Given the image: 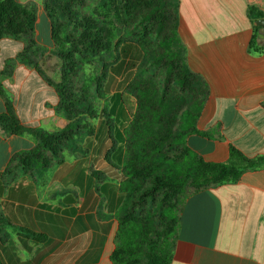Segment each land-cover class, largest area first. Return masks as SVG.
Listing matches in <instances>:
<instances>
[{
    "label": "crops",
    "instance_id": "crops-1",
    "mask_svg": "<svg viewBox=\"0 0 264 264\" xmlns=\"http://www.w3.org/2000/svg\"><path fill=\"white\" fill-rule=\"evenodd\" d=\"M38 6L36 41L51 49L52 22L45 0H16ZM178 33L190 69L209 84L210 95L188 144L210 162H225L234 146L249 157L264 156V54L249 50L255 21L264 19V0H179ZM254 7L262 17L255 13ZM264 45V40L259 39ZM26 43L0 41V74L14 95L25 128L54 132L69 121L57 111L59 96L32 66L20 62ZM116 65L107 83L117 99L113 139L105 118L84 142L87 157L59 164L46 154L45 167L27 169L35 147L25 134L5 132L0 123V260L2 264H115L118 213L126 202L122 135L127 111L117 98L135 76L133 55ZM133 62V63H131ZM12 67L9 69L8 66ZM7 112L0 98V115ZM26 229L43 241L21 234ZM172 264H264V169L239 182L191 194L181 215Z\"/></svg>",
    "mask_w": 264,
    "mask_h": 264
},
{
    "label": "trees",
    "instance_id": "trees-1",
    "mask_svg": "<svg viewBox=\"0 0 264 264\" xmlns=\"http://www.w3.org/2000/svg\"><path fill=\"white\" fill-rule=\"evenodd\" d=\"M122 1L123 7L119 0H102L96 18L85 16L75 23L77 29H81L78 38L69 32L72 19L61 30L58 27L57 8L71 13V1H44L52 21V53L84 72L82 91L75 93L63 83L67 81L65 71L62 72L63 81L56 83L34 58L43 54L35 38L38 6L20 4L16 0H0V41L13 38L26 43L19 57L20 62L34 67L48 85L56 90L59 96L57 111L69 121L66 128L54 132L23 127L15 113L14 95L4 87L0 74V98L5 100L7 106V112L0 115L4 131L27 134L36 143L25 160L27 169L45 167L48 152L59 164L87 157L89 151L84 147V142L95 135L96 125L102 118L106 119L113 139L115 118L108 112L106 88L113 68L121 60L120 46L124 40L120 24L134 23L143 16L139 12V0L138 11L131 7L134 0ZM151 2L152 7L150 5L145 19L158 18L159 25L166 29L173 24L171 35L160 45L167 48L165 58L170 60L169 71L181 70L178 85L182 90L189 89L196 101L193 108H187L180 115L171 100L162 94L155 80L144 75L143 71L136 73L124 92L117 95L127 111L124 118L127 125L118 137L125 147L123 171L126 181L123 186L127 197L117 215V246L111 256L115 264H172L181 215L188 197L201 190L237 183L246 172L264 169V156L252 158L234 146L230 147L229 158L225 162L206 161L190 148L188 141L193 135L214 138L212 132L198 128L201 113L209 99L210 87L187 63V48L178 33L179 0L178 13L166 14L164 17L161 12L165 9L160 4L156 5L154 0ZM256 12V8H250V17L254 20ZM65 13L62 11V16H66ZM258 16L262 17V14L258 12ZM258 30L256 27L249 50L255 55H262L264 45L259 43ZM176 45L183 52L186 50L185 57L175 50ZM11 67L8 66V72ZM131 98L137 101L135 111L130 107ZM177 148H181L180 154L170 157L168 153ZM147 184L150 187H146ZM161 194L164 199L159 208L148 211L145 217L136 214V209L143 208L148 200L153 207ZM20 232L38 242L44 240V237L26 229L21 228Z\"/></svg>",
    "mask_w": 264,
    "mask_h": 264
},
{
    "label": "rangeland",
    "instance_id": "rangeland-1",
    "mask_svg": "<svg viewBox=\"0 0 264 264\" xmlns=\"http://www.w3.org/2000/svg\"><path fill=\"white\" fill-rule=\"evenodd\" d=\"M71 6L69 10H59L57 8L56 16L58 20V27L61 30L62 26L69 23L72 19V23L69 25V32L75 35L78 38V35L81 34V29H77L75 23L81 21L85 16L93 17L99 13V7L102 3V0H70ZM152 0H139L140 10L139 12L142 17H139L136 22L120 24V27L123 29L121 36L124 40L120 46L121 60L124 59V62L127 61L130 55H133L135 60L134 65L130 67L129 71L134 70L136 73L143 71L144 75L147 77L153 78L160 88L162 94L168 97L173 103L174 107L179 110L181 113L187 108H193L195 106L196 99L192 97V92L188 90H182L178 85V75L181 71L179 68L175 71H169L170 60L165 58L167 54V48L162 47L161 42L168 36L171 35L173 24L170 25L169 29L167 27H162L158 23V18L156 19H145V14H149L150 5L152 7ZM156 5H161L163 12L162 16L171 15L176 12L178 13V4L177 0H154ZM19 3V2H18ZM120 6L123 7V1L119 0ZM151 3V4H149ZM118 5V4H117ZM138 1L134 0L132 4L133 10L138 11L137 8ZM54 7V6H53ZM45 8V6H44ZM46 11V9H45ZM62 11H65L66 16H62ZM47 13V12H46ZM144 13V14H143ZM48 14V13H47ZM73 14V15H72ZM72 16V17H71ZM49 17V15H48ZM50 18V17H49ZM51 20V19H50ZM130 21V19H129ZM52 22V21H51ZM36 38V37H35ZM53 39V38H52ZM137 41H140L142 44H138ZM38 43V42H37ZM54 43V41H53ZM40 46V45H39ZM41 47V46H40ZM42 48V47H41ZM54 46L51 49L42 48L43 54H38L37 57H34L42 67V69L48 74V76L56 83H61L64 79L62 72L66 73V82L70 89L73 92L79 93L82 91L84 86V72L83 70L75 65L67 64L62 61V59L52 53ZM176 51L182 53L181 57L186 56V50L183 52V49L179 48L177 45L175 47ZM119 62V63H120ZM118 63V64H119ZM133 63V62H131ZM117 64V65H118ZM116 67V66H115ZM114 69V68H113ZM113 71V70H112ZM108 95H112L111 91L107 92ZM130 107L133 111L136 110L137 101L136 99H130ZM113 103H117V99L109 97L108 108L111 110ZM179 121H181L179 119ZM115 131V129H114ZM181 148H177L168 153L170 157L179 155ZM146 187H150V184H147ZM164 197L161 194L155 201V205L151 207L150 200L145 202L143 208L136 209V214L140 217H145V214L148 211L159 208L162 205ZM157 216V213L155 214ZM155 216V217H156ZM158 218V216L156 217Z\"/></svg>",
    "mask_w": 264,
    "mask_h": 264
},
{
    "label": "water",
    "instance_id": "water-1",
    "mask_svg": "<svg viewBox=\"0 0 264 264\" xmlns=\"http://www.w3.org/2000/svg\"><path fill=\"white\" fill-rule=\"evenodd\" d=\"M255 26L259 29L258 30V37L261 40H264V19H260L255 21Z\"/></svg>",
    "mask_w": 264,
    "mask_h": 264
}]
</instances>
